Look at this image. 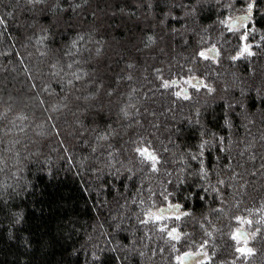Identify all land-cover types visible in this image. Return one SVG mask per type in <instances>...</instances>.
Instances as JSON below:
<instances>
[{
  "label": "trees",
  "instance_id": "16d2710c",
  "mask_svg": "<svg viewBox=\"0 0 264 264\" xmlns=\"http://www.w3.org/2000/svg\"><path fill=\"white\" fill-rule=\"evenodd\" d=\"M0 18V264H264V0H0Z\"/></svg>",
  "mask_w": 264,
  "mask_h": 264
},
{
  "label": "snow or ice",
  "instance_id": "6c2138e0",
  "mask_svg": "<svg viewBox=\"0 0 264 264\" xmlns=\"http://www.w3.org/2000/svg\"><path fill=\"white\" fill-rule=\"evenodd\" d=\"M29 2H30V3H43L44 0H29ZM252 7H253V4H249V7H248V11H249V13H251V11H252ZM0 23H3V19H2V18H0ZM222 23H224V22L222 21ZM245 52H248V49H247V48H245ZM243 54H244V53H241V55H243ZM248 54L251 55L252 53H251V52H248ZM200 55H201L202 57H204L205 59H208V56H207L205 53L201 52ZM69 67H71V65H69ZM186 83H189L193 88H197V85H196V84H191V81H186ZM168 86H169L168 83L165 82L164 87H168ZM201 86H203V87H205V88H208L207 85H201ZM208 90H209V91H212L211 88H208ZM176 95H177L178 97H180L181 94L178 92V93H176ZM183 99H190V97L185 93V94L183 95ZM221 140H222V138H221ZM206 143H207V141H204V142L201 144V147H203L204 144H206ZM135 151H136V152H137V153H138V154H139L144 160H147V161H149V162L151 163V167H152V170H153V171H158V169L156 168V165H157L160 161H159V158L156 156V154H155L154 151H149L148 148H136ZM193 158H195V157H193ZM185 215H187V213H185ZM150 218L153 219V220L159 221V220L163 219L164 217H162V216H158V215H154V214H150ZM176 219H180V217L177 216ZM144 222L146 223L147 221H144ZM248 222L251 223V221H248ZM173 233H175V229H173L172 232L169 233V235H170L173 239H176V240L180 239V237H179L178 234H177V235H173ZM234 238H236V237H234ZM237 251L240 252L242 255H248V254H251V252H252L251 249H247V250H246L245 248H238ZM181 259H182V258H181Z\"/></svg>",
  "mask_w": 264,
  "mask_h": 264
},
{
  "label": "rangeland",
  "instance_id": "374dc122",
  "mask_svg": "<svg viewBox=\"0 0 264 264\" xmlns=\"http://www.w3.org/2000/svg\"><path fill=\"white\" fill-rule=\"evenodd\" d=\"M244 15H246L245 13H243V14H241V15H236V16H233L232 18H230L228 21H227V23L228 24H230V25H232V24H234V25H236V23H239L238 24V28L240 29V28H243V27H245L247 24H248V21H239L240 19L239 18H242L241 16H244ZM245 36V35H244ZM154 215H158V214H154ZM184 214L183 213H181L180 215H178L179 217H181V216H183ZM158 216H160V215H158ZM174 216H176V215H174L173 213H171V214H168V215H165V216H162V217H164L163 219H161V221H163L164 219H166V218H170V217H174ZM160 221V220H159ZM249 235H250V238H253V233H249ZM237 240L239 241V243L241 244V246H247L248 244H246L245 243V241H243V239L241 238V237H238L237 236ZM185 255V254H184ZM183 255V256H184ZM183 256L180 258V260H181V263L183 262ZM210 258L207 256V255H202V256H197L193 261H191V263H189V264H204L207 260H209Z\"/></svg>",
  "mask_w": 264,
  "mask_h": 264
},
{
  "label": "water",
  "instance_id": "95a60500",
  "mask_svg": "<svg viewBox=\"0 0 264 264\" xmlns=\"http://www.w3.org/2000/svg\"><path fill=\"white\" fill-rule=\"evenodd\" d=\"M237 236L243 238L244 240L248 239V234L246 231H238ZM197 256L193 255V254H186L183 256V262L182 264H189L191 263V261H193Z\"/></svg>",
  "mask_w": 264,
  "mask_h": 264
}]
</instances>
